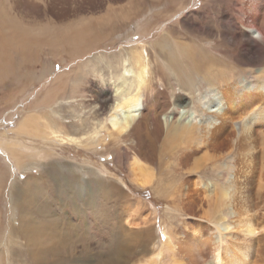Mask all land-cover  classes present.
I'll use <instances>...</instances> for the list:
<instances>
[{
    "label": "bare ground",
    "instance_id": "6f19581e",
    "mask_svg": "<svg viewBox=\"0 0 264 264\" xmlns=\"http://www.w3.org/2000/svg\"><path fill=\"white\" fill-rule=\"evenodd\" d=\"M121 1L123 0H0L1 83L8 81L12 84V82L21 77L20 68L17 64H12L14 58L20 61L22 66H30L32 62H37L38 55H36L35 51L41 50V48H47L53 59L58 58L61 54L71 59L78 58L85 53V50L90 49L84 56H89L91 54L93 56L91 58L87 56L88 58H86L84 65L81 64L79 66V71L76 75L72 74L71 85L75 94L77 93L75 92V87L80 85L83 74L98 78L96 86L87 96L85 95L87 98L83 95L84 92L82 91L78 92L79 95H75L78 96L79 101H81V99L83 101V99L85 100L86 98V102L88 103L87 106L90 107V109H88L89 115L87 116H91L89 121L87 118L85 121L79 118V120H77L78 123L66 126L62 123H57L54 121L55 119L52 120L50 118L51 116L47 118L49 116L47 114V117L43 116L41 113L44 111L42 110L47 107H53L54 103L57 101L56 91L52 89L51 91L50 89L44 90L39 94V99L29 108L34 110L31 115L27 114L23 117L17 128H14L13 133L15 134V139L10 142H6V139L0 141V151L5 153L6 158L8 160L11 159L20 171L24 172L28 168H36L39 162L37 159L35 160L34 155L23 151L24 147L19 143V140L23 137H28L29 139L38 138L46 142L48 141V144L51 141L50 143L53 142V145L56 142L61 144L62 142H70L81 146L85 145V147L89 148L102 146L105 149L99 152V154H105L104 157L106 154H109L115 162L119 164L125 162L126 165H128L130 182L138 185L140 188H149L151 185H157L156 194L158 196H166V194L171 192L169 190V185H167L169 182L161 185L163 182L158 180L161 176L157 179V174L154 175L152 168L148 166L146 162L154 160L157 154L158 156L162 154L164 156H168L165 154H169L170 156L174 152L173 155L177 156L176 159H178L175 165L176 172L172 169L167 171L169 177L171 176L170 172H172V174H183L184 166L188 167L185 169L186 171L194 172L197 170V167L193 166L189 168L187 165V162L193 158L191 155L201 151V149H203L202 146L208 144L212 137H215L214 140H217L223 138L224 134H227V136L230 137L234 136L235 139L233 142H231L230 139H224L225 143H223V147L231 148V154L227 153L228 155L226 158V169L229 170V172L226 171L227 175H223L226 181V188L223 187L221 191H219L215 207L220 209L221 206H224V208H226L225 205H223L224 203H228V205L231 206L233 198L241 196L244 192L248 194L249 191H255L257 198L259 200L262 199L264 197V135H262L263 131L261 130L264 127V107L262 106L264 102V69L248 70V72L245 71L246 73L235 75V72H232L230 68L227 69L228 65H226V63H221L219 67L224 69L218 71V73L215 71L212 72V65H214V62L209 58H201L200 55L203 54V52L199 50L198 46L196 47L195 44H183L173 39L171 40L164 29V25L166 24H161L163 27L161 28L160 35H158L154 41L145 42L140 39L127 41L126 46L124 45L118 50L103 55L99 53L98 55L96 52L99 51L100 44L107 42L111 34L100 39L96 34L97 30L94 28V31H96L95 34L97 35V37H94V33L90 32L93 29L91 30L88 26L89 22H93L92 20H94L97 15H102L101 12L106 9V12H109L108 16H99L101 20L106 21L107 24H112L114 30L119 28L120 25H128L133 19L135 11L123 17H117L118 12L123 11V9L114 8L113 5ZM181 1L182 0H177L179 4L182 3ZM221 2L220 0L219 3ZM249 2L250 6L248 5L245 10L239 12L246 14V17L249 16L248 19H251V21L247 22L242 18V20L246 22H243V27L250 29V31L253 30L252 33L256 35L257 41L250 38L247 33L243 32L244 30L241 32L237 30V34L228 31L221 35L223 36V42L218 46L227 48V50H224L222 53L224 56H226L227 53L230 54V51L237 50L239 53H242L244 57H248L247 59H249L252 64H256L259 58H264V45L257 46L260 53L258 55L260 56H256V53H252L254 43L260 41L264 44V0H250ZM132 4L133 1L128 0L127 8H130ZM116 9H118L116 13L117 20L110 19L112 17L108 18L110 14L115 16L113 12H115ZM173 14H170L168 19L178 13L175 12ZM190 15L185 17L188 19L191 17ZM184 24V27H187V29L193 32L192 29H194V25L188 22H184ZM104 25L105 24L102 23L100 27H97L98 31L104 30ZM240 25L242 26V24ZM202 42L206 44L205 46L209 44L207 40ZM225 45L227 47H225ZM59 49L61 52L58 51ZM9 63L11 64L10 66L7 65ZM234 67H231V69L233 70ZM45 68L46 70L44 72H39V76L37 77L35 76L37 75L35 71L26 73L23 77L26 81L29 80V82L40 81L45 76L43 73L50 72L49 65H46ZM201 69H204L203 76L200 74ZM31 70H33V68ZM65 74V76H71L70 72ZM231 75L234 76L231 77ZM62 77L63 75H59V77L53 78V84L56 85L57 81L65 85L66 81L64 82ZM233 77L237 80L239 87L236 85L229 87L232 82L229 83V80ZM211 80L213 81L212 84L210 83ZM215 81L223 82L227 85V88H224L225 90L223 89L222 91L224 93L221 92L223 96L221 97L220 103L215 99L217 97L216 95L220 94L219 90L217 92L214 90L213 86ZM201 83L207 85L206 88H204L205 90L202 89L201 91V86L203 85H201ZM203 91L205 92L202 93ZM167 93L169 97L168 99H164L167 98ZM13 96L15 95H11L10 97ZM149 98L150 100H148ZM72 99H74L73 96L67 99L69 102L67 105H70V100ZM63 100L66 101V99ZM226 101L230 103V106L227 105L226 111H223L222 109ZM166 103L167 111L165 114L160 115V109H156L160 108V106L157 104L163 105L164 107ZM67 105L65 108L71 107ZM54 108H57V113L63 111L62 106ZM39 114L42 117H40ZM99 117L102 119H98ZM219 120L222 121L220 122ZM228 126H232L234 131L224 132L227 130ZM69 132H73L77 136H72ZM183 140L192 144V146L188 145L184 148L191 151V154H185L183 152V147L177 146V144ZM187 143L184 145H187ZM179 144L180 146L183 145H181V143ZM177 147L178 151L175 152L174 150ZM234 155H236L238 159L232 160ZM210 160L212 159H209V161ZM230 161L234 162V167L228 165ZM173 164H175V161ZM223 168H225V166ZM5 173H7V171L0 168V199L3 196L4 186L6 185ZM47 177H45V180L54 185L58 182L54 168H50ZM35 178L27 176L21 181L13 180L12 185H10L11 188L8 191V198L10 199L9 212L11 213L8 218L17 217V212L19 210V221L16 222L14 226L8 222L6 229L2 227L1 217L3 216L5 218L4 213L7 211L2 210L0 212V264H11L12 257L10 254H12V252L9 250L8 244L12 241L17 243L16 238H20V242L24 243V247H22L24 250L20 253L21 262L23 264L24 262H29L30 264H55L56 258L60 257L59 250L67 248L68 252L72 255V251L76 249L74 246L76 243L88 240L86 237L81 240L76 238L82 233L79 230L80 228L76 227L74 224L72 226L71 222L68 223L62 220L60 217L62 214L58 216V213H55L53 209H51L49 195L47 196L40 190V184L43 180ZM205 188L207 189V187ZM107 190L106 188V191ZM112 190L113 189H110L109 192H106L102 189L99 191V194L105 197L113 196L114 192L112 193ZM61 192L62 191H60V193ZM62 193L64 195V192ZM206 193H208V191ZM67 195L68 194H66V196ZM210 195L211 194H209V196ZM243 196L245 197V195ZM243 196H241V198ZM79 198L74 199L73 197V209H75V203H77V207L83 204V201ZM208 198H213V196ZM255 198H253V201ZM263 199L261 201H263ZM239 201L237 202L239 203ZM241 201V203H243L244 200ZM241 205L243 207L245 204ZM34 211L36 215L39 213L38 215H40L41 218L45 216L46 220H30L28 217ZM29 212L31 213L29 214ZM74 212L76 211L73 210V215ZM98 215L100 216L102 214L99 213ZM13 221L16 220L13 219ZM246 222H244L245 225ZM249 222L246 226L244 225L246 227L244 233H246L247 239H249L248 242L253 243L255 239L259 238L258 235L264 234V229H262L259 224H252ZM235 223H237V221ZM213 226L220 234L229 231L231 224L226 220V213L224 214L220 211L219 217L214 221ZM237 226L238 224L236 227ZM71 230L80 231L81 233L78 232V234L73 237ZM13 235L15 237H12ZM164 236L166 239L163 245H165L166 251L168 252V250H170L168 246L170 240L169 234L167 237L165 232ZM244 238L246 237L244 236ZM219 240L220 243L224 242L222 238ZM244 241L245 239L243 242ZM81 244L84 243L81 242ZM247 244L248 243H246V245ZM85 246L86 245H84V247ZM113 249L116 256L114 255L110 263L107 264H123L124 260H121V257L123 258L130 248L125 246L123 241L115 240ZM245 253L248 254L249 250H245ZM25 259L28 262H26ZM93 260L96 261V264H105L104 262H100L99 257ZM225 260L227 264H236V262L233 263L232 260L224 258L219 251L214 253L211 264H223ZM88 261H90V258L87 262ZM82 262L86 264L85 261L82 260ZM245 263L246 262L240 264Z\"/></svg>",
    "mask_w": 264,
    "mask_h": 264
},
{
    "label": "rangeland",
    "instance_id": "374dc122",
    "mask_svg": "<svg viewBox=\"0 0 264 264\" xmlns=\"http://www.w3.org/2000/svg\"><path fill=\"white\" fill-rule=\"evenodd\" d=\"M132 1L133 4L130 8H127L128 0H123L114 4V8H122L123 11L118 12V9H116L115 12H113V15L115 16L110 14L108 17H112L110 19L117 20V17H123L130 14L132 11H135L133 19L128 25H120L119 28L114 30L112 28V24H107L106 21L101 20V17L99 16L101 14L97 15L96 18L92 20L93 22H89L88 26L91 30L93 29L92 31H94V28L97 30L96 34L100 39L111 34V37L107 42L100 44L99 51H97L96 54L99 55L100 53L103 55L111 53L112 51L122 48L124 45L126 46L127 41H133L136 39H140L145 42L154 41L157 36L160 35L161 28L163 27L162 25L166 24L164 25V29L171 40L173 39L174 41L183 44H195L196 47L198 46V49L203 52L201 55L199 53L201 58H209L212 62H214V65H212L214 70L212 69V72L215 71L218 73V71L224 69L219 67L221 63H226V65H228L227 69L230 68L232 72H235V75L239 73H246L248 70H258L259 68L264 69L263 57V59H258V64H252V62L247 59L248 57H244V55L239 53L237 50L232 52L230 51V54L227 53L226 56H224L222 53L224 50H227V48H221L218 46L221 42H223V36L221 35L228 31L237 34L238 31L241 32L244 30L243 32L247 33L250 38L257 41L255 37L256 35L252 33L253 30L250 31V29L243 27V24L246 23L245 21L249 22L251 19H248L249 16L246 17V14L240 13L241 10H245L248 5L250 6V0H221V3H219L220 0H182L181 4H179L180 1L177 2V0ZM117 12L118 16L116 17ZM175 12L178 14L168 19L169 15ZM101 13L103 16L107 17L109 12L107 13L106 9H104ZM187 15L191 16V21L190 18H186ZM242 18L245 21L242 20ZM184 22L194 25V29H192L193 32L187 29V27H184ZM102 23L105 25L104 30H101V34V31H98L97 27H100ZM240 24H242V26ZM92 31L90 32L94 33V37H97L95 34L96 31ZM204 40L209 42L207 46H205L206 44L202 42ZM197 41L200 42L198 43ZM257 43L253 44L252 53H256V56H260L258 55L260 53L257 46H263L264 44L260 41ZM225 47L227 46L225 45ZM89 50L90 49L85 50V53L78 58L71 59L70 57L61 54L58 58L53 59L47 48H41V50L35 51L36 55H38L37 62H32L30 66H22V63L14 58L12 64H17L20 68L21 77L18 78L20 81L16 80L12 82V84L8 81H4L5 83H1L0 81V141H4L6 139V142H10L15 139V134L13 133L14 128H17L23 117L27 114L31 115L34 110L29 108L36 100L39 99V94L48 89H50V91L51 89L56 91L57 101L54 103L55 106L53 105V107H47L42 110L44 111L41 113L43 116L47 117V115H49L47 118L51 116L50 118L52 120L55 119L54 121L57 123H62L66 126L78 123L77 120H79V118L84 121L86 118L88 121L91 119V116L87 117L89 115L88 109H90V107L87 106L88 103L86 102V96L96 86L98 78L83 74L80 85L75 87V92H77L76 94L74 93L71 85L72 74L76 75L79 71V66L81 64L84 65L86 58H91L93 56L92 54L89 56L87 55L88 57L84 56L89 52ZM58 51L61 52L60 49ZM7 65L10 66L11 64L9 63ZM46 65H49L50 72L43 73L45 76L42 80L29 82V80L26 81L23 77V75L32 71L36 72V77L39 76V72H44L46 70ZM231 67H234V69L232 70ZM32 68L33 70H31ZM204 69L200 70V74L202 76L204 75ZM67 72H70V77L65 76V73ZM59 75H63L62 79L64 82L66 81L65 85L57 81L56 85L53 84V80L59 77ZM232 76L234 75H231V77ZM212 82L213 81L211 80L210 83L212 84ZM229 83V87L234 85L239 87L237 80L234 79V77L229 80ZM202 84L203 83H201V85ZM223 84V82L215 81L213 86L215 92L219 90L221 94H217V97L215 98L219 103L221 102V97L223 96L222 93H224L222 92L223 89L227 88V85ZM206 86L207 85L203 84L201 86V91L202 89L205 90L204 88H206ZM79 91L84 92L83 95H86V98L84 97L85 100L83 99L82 101L81 99V101H79L78 96H75ZM204 92L205 91L202 93ZM11 95L15 96L10 97ZM72 96L74 99L70 100V105H67V103H69L67 99ZM166 96L167 98L164 99H168L169 94L167 93ZM63 99H66V101ZM148 100H150V98ZM64 102L67 106L71 107L65 108L66 105ZM157 105L160 106V108H156L160 109L159 114H165L167 111V103L164 107L160 104ZM227 105L230 106V103L226 101V104L224 103L222 109L223 111H226L228 107ZM57 106H62L63 111L57 113V108H54ZM262 106L264 107V102ZM40 117L42 116L40 115ZM100 118L101 117L98 119ZM227 131L231 132L234 131V129L232 126H228L227 130L224 132ZM261 131H263L262 135H264V127ZM69 133H71L72 136H77L73 132ZM27 138L28 137L21 138L19 143L24 147L23 151L34 155L35 160L37 159L39 162L36 168H28L25 170L27 173L25 171H20L14 162L11 159L8 160L6 158V154L0 151V168L7 171V173H5L6 185L4 186L3 196L0 199L2 207H0V212L2 210L7 211L4 213L6 219L3 216L1 217L2 227L7 229L8 222L14 226L16 225V222L19 221V210L17 212V217L8 218L11 213L9 212L10 199L8 198V191L11 188L10 185H12L13 180L21 181L27 176L42 179L43 181H41L40 190H42V192L47 196L49 195L48 197H50L51 200L49 201V204L51 203V209H53L55 213H58V216L62 214L60 216L62 220H65L68 223L71 222L72 226L74 224L76 227L80 228L79 230L82 233L80 231L71 230L73 237H75L79 232L81 234H79L76 238L81 240L86 237L88 239L87 241H81L84 244H81V242L76 243L74 245L76 249L72 251V255L68 252L67 248L59 250L60 257H58L59 259L56 258L57 260L55 264H83L84 262H82V260L85 261L86 264H96V261L93 259H96L97 257H99L101 263H110L112 257L114 255L116 256L113 249L115 240L123 241L125 246L130 248L128 253L124 255L123 258L121 257V260H124L123 264H211L214 253L217 251H219L224 258H228V260H232V262H236V264L244 262H246L245 264H264V234L258 235L259 238L255 239L253 243L250 242V245L248 242L249 239H247L246 233H244L246 229L245 226L249 221V223L252 224H259L260 227L264 229V197L262 198L263 201H261L262 199L259 200L257 198L255 191H249L248 194L244 192L241 196L245 195V197L243 196V199L241 196L233 198L231 206H229L228 203H224L223 205H225L226 208H224V206H221L220 209L215 207L219 191H221L223 187L226 188L224 176L227 175L226 171L229 172V170L226 169V158L229 153L231 154V148L223 147V143H225L224 139H230L231 142H233L235 139L234 136L230 137L227 136V134H224L223 138L217 140H214L215 137H212L211 140H209L211 143L208 142L209 145L205 144L202 146L203 149H201V151L196 154H192L191 156L193 158L187 162V165L189 168L196 166L197 170L194 172L186 171L185 169L188 167L184 166L183 174H172V172H170L171 176L169 177L167 171L172 169L176 172L175 165L178 159H176L177 156L173 155L174 152L170 156L169 154H165L168 156H164L163 154L158 156L157 154L155 155L156 158H154V160L146 162L148 163V166L152 168L154 175L157 174V179L161 176V178L158 179L163 182L161 185L169 182L167 185H169V190L172 193L169 192L166 196H158L156 194L157 185H151L149 188L146 187V189L140 188L138 185L130 182L129 171L127 168L128 165H126L125 162H121L120 164L115 162L109 154H106L105 157V154H99V152L105 149L102 146L89 148L85 147V145L81 146L70 142H62V144L56 142L53 145V142L50 143L51 141L49 142V145L48 141L46 142L38 138ZM179 143L183 145L180 146ZM179 143L177 146L183 147V149L188 145L192 146V144H189L184 140ZM185 143H187V145H184ZM177 149L178 147L175 148L174 151H178ZM183 152L185 154H191V151H188L187 149H184ZM209 159L212 160L209 161ZM235 159H238L236 155H234L232 160ZM174 161L175 164H173ZM233 164V161L228 163L230 167H234ZM224 166L225 168H223ZM50 168L55 169V173L58 178L56 185L45 180ZM170 178H173L174 180ZM205 187H207V189ZM101 188L104 191H106L107 188L108 190L106 192L113 189V196L105 197L104 195H100L99 191L102 190ZM60 191L64 192V195L62 192L60 193ZM207 191L208 193H206ZM66 194L68 195L66 196ZM209 194H211L213 198H208L212 197L211 195L209 196ZM73 197L74 199H78L80 197L79 199L83 201V204L80 205L81 207H77V203H75V209H73ZM253 198L256 199V201L254 199L255 202L253 201ZM236 200H240L239 203ZM241 200H244L245 203L244 201L241 203ZM257 200L260 204L257 203ZM240 203L245 205L248 203V207L246 205L247 209L245 205L242 207ZM73 210L76 211L74 212V215ZM220 211L224 214L226 213V220L231 224L230 230L222 232V234H220L213 226L214 221L219 217ZM30 213L31 212H29V214ZM99 213L102 215L99 216ZM38 214L36 215L34 211L28 218L32 221L46 220L45 216L41 218ZM233 215L235 216L232 217ZM13 219L16 221H13ZM234 221H237V223ZM244 222H246V225ZM237 224L238 226L236 227ZM165 232L167 237L169 234L170 238L168 242L170 250H168V252L166 251L165 245H163L164 240L166 239L164 236ZM234 235L238 237H235ZM244 236L246 238H244ZM12 237L15 236L13 235ZM221 238L224 242H226L220 243L219 239ZM244 239L245 241L243 242ZM16 240L17 243L12 241L8 244V248L12 252V254H10L12 257L11 264H23L21 262L20 253L24 250V248H22L24 247V243L20 242V238H16ZM246 243L248 244L246 245ZM84 245H86L87 248L86 246L84 247ZM245 250H249V253L246 254ZM89 258L90 261L87 262ZM25 261L28 262L26 259ZM28 263L24 262V264ZM223 264H227L226 260Z\"/></svg>",
    "mask_w": 264,
    "mask_h": 264
}]
</instances>
